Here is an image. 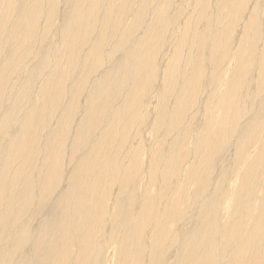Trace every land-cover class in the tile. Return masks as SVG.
Listing matches in <instances>:
<instances>
[{"label": "bare ground", "instance_id": "1", "mask_svg": "<svg viewBox=\"0 0 264 264\" xmlns=\"http://www.w3.org/2000/svg\"><path fill=\"white\" fill-rule=\"evenodd\" d=\"M0 264H264V0H0Z\"/></svg>", "mask_w": 264, "mask_h": 264}, {"label": "rangeland", "instance_id": "2", "mask_svg": "<svg viewBox=\"0 0 264 264\" xmlns=\"http://www.w3.org/2000/svg\"><path fill=\"white\" fill-rule=\"evenodd\" d=\"M253 2H251V4H252ZM251 4H250V6H251ZM240 28H242V27H240ZM240 30V29H239ZM240 32V31H239ZM58 40H59V38H58ZM58 40H56V38H55V41H57L58 42ZM236 44H237V42H235ZM236 44L234 45V46H236ZM163 63V62H162ZM155 89V90H154ZM160 89V85H159V83H157V84H155L154 85V87H153V91L155 92V91H157V90H159ZM157 100H158V98L156 99V97L154 98V93L152 94V98H151V100H149V102H151V104H150V107L148 108L149 110H148V113H149V116H148V120H147V122L145 123V126L144 127H146V128H143V133H142V136L144 137H142L143 138V141H144V143L146 144V145H150L151 143H152V139L156 136L155 135V132H153L152 130H151V128H150V123H151V118H153V115H154V110L152 109V108H154L155 106H156V104H157ZM152 101H153V103H152ZM155 103V104H154ZM153 104V105H152ZM149 105V104H148ZM151 105H152V107H151ZM155 105V106H154ZM154 106V107H153ZM150 110H152V111H150ZM152 113V114H151ZM151 115V116H150ZM202 122V114L196 119V123H197V126L199 127L200 126V123ZM149 123V124H148ZM147 124V125H146ZM149 126V127H148ZM148 133H149V136H148ZM144 134V135H143ZM147 158V155L145 156V159ZM191 191H193V188L191 189ZM190 223V221L188 222V225H187V227L190 225L189 224ZM106 250V256H107V259H110V256L111 255H113V251H112V248H106L105 249Z\"/></svg>", "mask_w": 264, "mask_h": 264}]
</instances>
